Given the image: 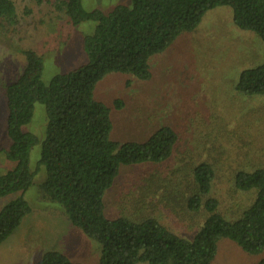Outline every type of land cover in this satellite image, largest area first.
Here are the masks:
<instances>
[{"label": "rangeland", "instance_id": "obj_1", "mask_svg": "<svg viewBox=\"0 0 264 264\" xmlns=\"http://www.w3.org/2000/svg\"><path fill=\"white\" fill-rule=\"evenodd\" d=\"M15 13L0 16V176L16 168L5 154L11 146L6 126V86L23 73L25 51L43 58L44 84L88 60L84 40L96 22L73 26L56 2L12 0ZM87 12L110 14L132 0H82ZM264 61V44L255 33L239 29L229 7L208 11L192 32L180 35L150 61L151 78L113 73L95 88V99L110 109V139L118 144L146 143L162 127L178 134L172 157L162 164L122 166L114 185L104 195L105 215L140 222L153 218L178 236L192 240L207 214L193 212V170L208 162L214 167L212 197L229 220L241 216L255 192L235 188L238 171L264 170V96L237 91L240 75ZM122 101L123 107L114 103ZM45 107L35 103L30 122L21 131L37 138L29 154L33 185L24 193L32 207L20 227L0 246V264H36L47 252H59L75 264H99L102 246L71 224L55 204L43 202L39 186L46 179L40 164L46 138ZM21 193L0 197V211ZM264 252L247 254L234 242L221 240L213 264H260Z\"/></svg>", "mask_w": 264, "mask_h": 264}, {"label": "trees", "instance_id": "obj_2", "mask_svg": "<svg viewBox=\"0 0 264 264\" xmlns=\"http://www.w3.org/2000/svg\"><path fill=\"white\" fill-rule=\"evenodd\" d=\"M82 0L56 2L73 26L96 22L95 32L84 40L88 62L49 84L42 81L43 58L24 52L23 73L6 86V126L11 146L5 152L16 168L0 176V197L21 193L0 211V246L20 227L32 207L24 193L33 185L29 154L37 138L21 131L33 115L35 103L45 107L46 138L40 164L46 179L39 186L43 202L58 205L63 215L87 237L101 244L99 264H213L221 240L234 242L247 254L264 252V170L238 171L235 188L255 192L254 202L235 220L219 211L212 197L214 167L202 162L193 170L194 192L189 210L207 214L192 240L184 239L153 218L140 222L105 215L104 195L122 166L162 164L178 142L170 127L157 130L146 143L118 144L110 139V109L95 99V88L108 74L122 73L149 80V61L169 48L177 38L194 31L205 14L229 7L241 30L255 33L264 44V0H132L110 14L87 12ZM15 13L12 0H0V16ZM9 19V18H7ZM10 20V19H9ZM237 91L264 96V61L240 75ZM116 108L123 102L114 103ZM36 264H75L59 252H47ZM260 264H264V260Z\"/></svg>", "mask_w": 264, "mask_h": 264}]
</instances>
